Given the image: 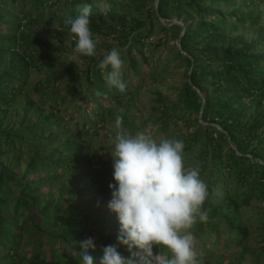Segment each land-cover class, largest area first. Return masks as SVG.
<instances>
[{
  "label": "trees",
  "instance_id": "obj_1",
  "mask_svg": "<svg viewBox=\"0 0 264 264\" xmlns=\"http://www.w3.org/2000/svg\"><path fill=\"white\" fill-rule=\"evenodd\" d=\"M132 1L138 11L146 7V18L128 21L130 13L125 11L119 24L97 14L90 20L93 39L113 41L99 56L80 54L84 67L79 69L69 66L73 51L62 40L72 36L65 21L77 15L45 21L53 41L30 36L25 29L43 20L49 7L72 2L95 9L93 0H0V113L23 101L27 112L32 107L39 110L36 120L26 121L25 114L14 125L0 123V160L12 159L10 165L0 162V264H82L74 241L90 237L96 250L89 254L98 264L102 246L117 245L116 214L108 208L94 222L87 213L92 202L107 194L94 179L103 169L98 167L92 177L87 170L95 156L75 157L85 152L81 138L84 144H93L97 138L93 130L108 122L115 110H123L119 115L133 134H169L179 129L185 166L199 167L209 192L204 205L208 220L194 226L200 264H221L223 251L232 246H237L233 264H264V0ZM118 7L117 3L111 7L116 14ZM156 26L163 34L151 41ZM247 28L255 34L247 33ZM173 40L175 51L162 65L185 67L186 78L176 88V97L169 100L157 93L139 121H129L125 111L129 106L122 107L135 104L148 77L158 80L154 55ZM148 45L154 47L151 54ZM114 47L125 65L128 89L123 94L107 85L98 67ZM32 63L45 71L34 83L30 82ZM68 73L74 75L66 77ZM64 78L73 83L69 91L62 86ZM46 103L59 110L72 107L65 111L67 118L79 115L76 126L62 123L64 115L49 124L56 113L47 112ZM101 139L91 148L94 154ZM48 147L53 148L51 153L42 152ZM34 173L40 176L30 179ZM67 174L72 183L61 186L59 197H54L52 187ZM247 208L258 211L255 227L245 219ZM25 245L31 257L26 256ZM117 246L122 255H129L126 247Z\"/></svg>",
  "mask_w": 264,
  "mask_h": 264
},
{
  "label": "clouds",
  "instance_id": "obj_2",
  "mask_svg": "<svg viewBox=\"0 0 264 264\" xmlns=\"http://www.w3.org/2000/svg\"><path fill=\"white\" fill-rule=\"evenodd\" d=\"M90 16L91 5H84L65 24L76 41L75 51L95 56L98 41L93 39ZM98 67L109 87L126 92L125 65L118 48H112ZM122 125L118 114L110 150L115 183L108 185L111 199L107 206L119 222L117 245L126 247L129 255H122L117 245L102 246L98 264H200L194 226L208 220L204 205L209 192L199 167L185 166L182 140L156 138L147 131L133 134ZM74 243L79 245L82 264H95L89 254L96 250L94 239ZM154 248L159 252L154 253Z\"/></svg>",
  "mask_w": 264,
  "mask_h": 264
},
{
  "label": "rangeland",
  "instance_id": "obj_3",
  "mask_svg": "<svg viewBox=\"0 0 264 264\" xmlns=\"http://www.w3.org/2000/svg\"><path fill=\"white\" fill-rule=\"evenodd\" d=\"M95 3V9H93L91 7V16H90V20L93 19L97 14H100L103 16L104 19H114L117 23L121 24L122 23V19L119 15H122L125 13V11H128V13H130V15H126V19H128V21L132 19V21L138 19V18H146V12H145V6L142 10H136L133 7L135 6L134 1L132 0H93ZM113 3H117L120 7H118V14H116V12L113 11L112 5ZM84 3L81 4H74L72 2H66L63 3L61 5L58 6H54V7H49L46 11V15L45 18L42 20H36L33 23H29V27H27L26 33L30 36H37L42 38L43 40H47V41H53L55 38L52 37L50 35V33L46 30L45 28V21L52 17V16H70L72 14L78 15L79 14V10L84 6ZM162 21L164 23H166L168 20L167 19H162ZM174 22L177 21L176 18L173 19ZM26 22H29V20H26ZM35 29V30H34ZM247 31V33H251L252 35L255 34V30L252 28H247L245 29ZM162 32L159 29L158 26H156L155 30H154V34L151 36V41H156L160 36H162ZM71 37H64L62 38L63 40V45L66 47H69L72 49L73 53H71L73 60L70 61L69 66L71 68H75L78 67L79 69H83L84 67V61L83 59L80 57V53H77L75 51V47H76V41L72 42L71 41ZM113 39L111 38H107V39H103V40H98L97 43V47H96V56H99L102 53L106 52V48H105V44L112 42ZM173 43H177L175 40L171 41L170 44H164L163 46H161L160 48H158L155 56V59H158V62L155 67L156 69V73L159 75L158 80H155L154 78H152L151 76L147 78V81L145 83V85H143L139 95L137 96L136 100L134 101L135 104L130 103V104H126V106H123L122 108L127 107V105L129 106V110H125L126 112H128V116H129V121L133 122L135 120H138V117L140 116V113L144 112L145 110H149L150 109V105L153 102V99L156 98V96L158 95L157 93L161 94L164 96L165 99H169V100H173L176 97V93H177V87L180 86L183 81L186 78L185 75V67L184 66H164L162 65V62L166 64V57L167 56H171L172 53H174V49H171V45H173ZM148 53L151 54V50H153V46L152 45H148ZM7 60H9V55L6 56ZM59 68H61V66H59L58 64H56ZM62 69V68H61ZM30 82L34 83L37 79L42 78L45 75V71L44 69H42L41 67H38V65L36 63H32L30 65ZM72 73H68L66 74V77H71ZM70 78L62 80V86L63 87H67L66 91H69L72 89V85L73 83H69ZM72 97V94H70V98ZM69 98V100H70ZM68 100V101H69ZM45 108L47 109V112H51L54 111L56 113V116H53L52 118H50L51 120H49V124L54 123V121L60 117L61 115H64V119L62 121V123L69 125V126H76V119L79 116L74 115L73 119L71 118H67L66 115V111L72 110V107H69L67 110L66 108H62L63 110H59V108H53L51 107V105L49 103L44 104ZM53 109V110H52ZM66 110V111H65ZM63 114H62V112ZM65 111V112H64ZM123 110H115V112L112 114V116L109 118V121L106 122L105 124H100L96 129H94L93 131H95L94 136L97 138H94V147L95 145L98 143V141H100L99 139L102 140L101 146L98 149L97 153H95V151L92 148L93 144L86 142L84 144V140L83 138H81L80 143L82 145L85 146V152L82 153L81 151L78 152L75 157L76 158H80V159H84L88 156H95L96 160L95 163L90 167L89 170L90 171V176H92L93 174H91L93 171H95L96 169H99L98 167H100V169H103L102 173L96 174V177H94L97 185H99L100 187L106 189V196H102L98 198V201L96 200L95 202H92L90 204V206L88 207V212L90 213L91 217H92V221L94 222H98L99 220L98 215H100V213H102L103 211L108 209V204L106 203L107 199H111V190L109 189L108 185L110 183H115V181L113 180V158L111 155L110 150L112 149V147L114 146V141H115V135L117 132V129L115 127V119L116 116L118 114H120ZM26 114V121H30V120H36L39 116V110L36 108H31L28 112L26 111V104L23 102H21L20 104H16L14 109H11L10 112L4 114V113H0V123L2 121L3 127H5L6 125H14V123H19V121H21V119L23 118V116L25 117ZM47 114H44V117L42 118V120L44 121V119L47 118ZM139 121V120H138ZM124 128L128 129L130 131V127H128L126 124L122 125ZM136 129V126H135ZM157 131V127L154 128V131ZM56 130V129H55ZM131 132V131H130ZM178 132L179 129H173L169 132V134H155L154 136L156 138H162V137H167V138H174V139H178ZM47 134V132H46ZM232 146H234V144L231 143ZM93 147V148H94ZM53 150L52 147H48L46 149H43L42 152H44L45 154H49L51 153ZM94 151V152H93ZM88 155V156H87ZM29 157L27 156L26 158H24L22 160V163L20 164L21 166H23V163L26 161V159H28ZM103 159V160H102ZM4 161L5 163H7L8 165H10L12 159H2L0 160ZM108 163H104L107 162ZM20 170V169H19ZM98 175V176H97ZM40 174L39 173H34L32 176H30V179L32 178H37L39 177ZM93 177V176H92ZM72 178L69 176V174H67L64 178L60 179L58 182L55 183L53 188V192L51 193L52 195H54V197H59V189L61 186L68 188L69 185L72 183ZM51 194L49 195L51 197ZM104 195V194H103ZM48 196V197H49ZM49 197V198H50ZM61 199V198H60ZM61 200H67L66 197H62ZM106 203V204H105ZM259 203L255 204V206H257ZM264 204V202H263ZM245 214V219L248 220L247 222L250 224H252L253 227H255L256 225H258L259 220L257 219L258 216V211L256 209H251V208H247L244 211ZM91 222H89V224L87 225V229L91 227ZM109 231V230H108ZM256 233L258 234V231L256 230V232H254V234L256 235ZM24 251L26 253V256H30L31 257V250L30 248L25 245L24 247ZM235 253V254H234ZM236 253H237V246H232L229 247V249H226L223 251L224 255L222 257V263L221 264H233L234 261L236 260Z\"/></svg>",
  "mask_w": 264,
  "mask_h": 264
}]
</instances>
